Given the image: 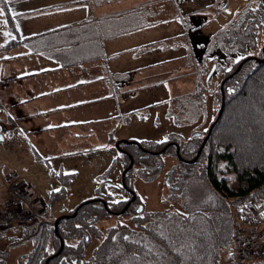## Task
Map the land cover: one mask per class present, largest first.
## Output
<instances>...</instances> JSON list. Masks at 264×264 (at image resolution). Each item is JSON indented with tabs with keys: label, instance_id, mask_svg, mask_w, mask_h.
<instances>
[{
	"label": "trees",
	"instance_id": "1",
	"mask_svg": "<svg viewBox=\"0 0 264 264\" xmlns=\"http://www.w3.org/2000/svg\"><path fill=\"white\" fill-rule=\"evenodd\" d=\"M88 1L100 6L124 0ZM183 1L147 0L56 32L67 37L60 43L68 47L65 66L106 61V41L155 32L162 38L147 43L148 51H177V56L147 67L170 74L167 78L177 84L175 96L166 101L167 114L179 126H193L205 120L210 103H216L218 112L204 132L188 138L171 134L160 142L121 143L117 160L123 173L133 162L124 183L113 184L103 176L91 202L76 216L63 217L57 228L50 206L39 221L15 227L23 231L24 241L34 244L18 264H239L234 255L238 210L248 201L264 202V0L244 3L207 45L193 41ZM225 1L216 0L218 12L225 10ZM7 19L13 38L5 48L30 42L20 38L14 18ZM166 157L175 159L170 167ZM161 177L169 204L149 210L135 182ZM114 193L129 197L117 199ZM64 196L65 191L54 198ZM111 218L116 223L103 231L99 223ZM6 233L0 230V241ZM7 261V252L0 249V264Z\"/></svg>",
	"mask_w": 264,
	"mask_h": 264
},
{
	"label": "rangeland",
	"instance_id": "2",
	"mask_svg": "<svg viewBox=\"0 0 264 264\" xmlns=\"http://www.w3.org/2000/svg\"><path fill=\"white\" fill-rule=\"evenodd\" d=\"M128 1L133 0L125 3H129ZM247 1L251 0H226L225 10L218 12L216 0H184L182 10L191 19L195 44L207 45L216 32L234 19L237 11ZM17 3V11L23 12L21 2ZM136 3L134 1L133 4ZM41 13H45L44 19L49 13L57 14L55 11ZM41 13L32 16L37 19L38 16L41 17ZM70 13L71 10L60 15L67 20ZM14 19L19 29L20 21L17 23L16 18ZM36 30L43 32V27H37ZM260 41L263 45L264 31ZM165 91L161 87L151 93L152 99L159 104L142 105L138 114L130 113L137 109L134 107L135 103L130 102L128 107H122L121 110L114 106L111 115L108 113L111 108L107 107L98 116L92 115L80 122L75 120L77 125L73 126H68L73 123V115L69 113L55 111L42 116L15 117L9 107L1 106L0 103V177L10 180V185L3 194V206L12 198V182L19 180L20 189L27 192L30 201L42 211L43 216L49 206L54 217L67 215L96 196L103 176L108 175L113 184H121L124 169L117 160L120 154L117 147L119 142H160L171 134H181L188 138L196 131L204 132L218 112L216 103H210L205 120H199L193 126H179L167 114L169 103L158 101L161 96L165 98ZM173 96L175 89L172 91L171 97ZM166 161L170 167L175 159L166 157ZM31 188L37 196L33 195ZM135 189L149 210H158L169 204L165 202L168 189L164 177L153 183L137 180ZM63 191L64 197L54 198ZM113 195L122 200L129 197L122 193ZM115 223L116 218H111L101 221L99 227L106 231ZM2 231L7 232L6 237L0 241V249L8 254L6 264H18L19 258L33 249V241H24L23 231L16 228Z\"/></svg>",
	"mask_w": 264,
	"mask_h": 264
},
{
	"label": "crops",
	"instance_id": "3",
	"mask_svg": "<svg viewBox=\"0 0 264 264\" xmlns=\"http://www.w3.org/2000/svg\"><path fill=\"white\" fill-rule=\"evenodd\" d=\"M19 1L23 12L17 11ZM126 1L95 6L88 0H0V7L4 9L0 15L1 106L9 107L15 117L42 116L55 111L69 113L73 115V123L68 126H73L77 125L75 120L80 122L92 115L98 116L107 107L111 108L108 112L111 115L114 106L121 110L122 107H128L130 102H134L137 108L130 113L138 114L142 105L159 104L152 99L151 93L161 87L166 90L163 93L165 98L161 96L158 101H168L177 84L167 78L170 74L147 67L177 56V51H148L145 47L147 43L162 38L155 32L132 33L106 41V61L65 66L63 58L68 47L60 43L65 44L67 37L56 32L147 2ZM134 1L137 3L133 4ZM69 10L70 18L64 20L60 14ZM46 11H55L57 14L49 13L44 19L45 13L41 12ZM100 12L103 13L98 15ZM36 13H41V17L35 19L32 15ZM8 15L16 18L17 23L20 21V27L17 28L20 38L29 39L30 42L5 48L13 38L9 32ZM23 15L26 17H21ZM37 27H43V32H37ZM108 74L110 82L107 81ZM0 178L1 208L3 194L10 180L7 181L3 176ZM31 190L37 196L34 189Z\"/></svg>",
	"mask_w": 264,
	"mask_h": 264
},
{
	"label": "built area",
	"instance_id": "4",
	"mask_svg": "<svg viewBox=\"0 0 264 264\" xmlns=\"http://www.w3.org/2000/svg\"><path fill=\"white\" fill-rule=\"evenodd\" d=\"M12 198L0 208V230L25 227L36 222L42 211L13 181ZM234 255L239 264H259L264 261V202L248 201L238 210L234 237Z\"/></svg>",
	"mask_w": 264,
	"mask_h": 264
},
{
	"label": "water",
	"instance_id": "5",
	"mask_svg": "<svg viewBox=\"0 0 264 264\" xmlns=\"http://www.w3.org/2000/svg\"><path fill=\"white\" fill-rule=\"evenodd\" d=\"M260 61H264V59H262V60H260ZM224 105H225V104L223 103V104H222V107H221V109H220V112H219L218 118L221 117V115H222V113H223ZM121 143L131 144V143H135V142H133V141H121V142H119V143L117 144V147H119V145H120ZM169 146H170V145H168L167 147H165V148L162 150V152H164ZM178 153H179V147H178ZM200 154H201V150L199 151L198 156H199ZM132 166H133V162H131L130 166L124 171V173H123V178H122V182H123V183H124V176H125L126 172H127L129 169H131ZM135 199H136V195L133 193L132 201H135ZM89 202H91V201H87V202L81 204V205L78 207L77 211H75L74 214H73L72 216L67 214V215H64V216H62V217H59V218L56 220V222H55V226H56V228H57V226H58L60 220H61L63 217H73V216H76V214L78 213V210H79L80 208H82V207L84 206V204L89 203ZM61 250H62V249H61Z\"/></svg>",
	"mask_w": 264,
	"mask_h": 264
},
{
	"label": "snow or ice",
	"instance_id": "6",
	"mask_svg": "<svg viewBox=\"0 0 264 264\" xmlns=\"http://www.w3.org/2000/svg\"><path fill=\"white\" fill-rule=\"evenodd\" d=\"M3 13H4L3 7H0V15H2Z\"/></svg>",
	"mask_w": 264,
	"mask_h": 264
},
{
	"label": "bare ground",
	"instance_id": "7",
	"mask_svg": "<svg viewBox=\"0 0 264 264\" xmlns=\"http://www.w3.org/2000/svg\"><path fill=\"white\" fill-rule=\"evenodd\" d=\"M42 217H43V215H42ZM38 221H39V220H38ZM38 224H39V223H38ZM38 224H37V225H38ZM58 225H59V224H58ZM31 228H32V227H31Z\"/></svg>",
	"mask_w": 264,
	"mask_h": 264
}]
</instances>
